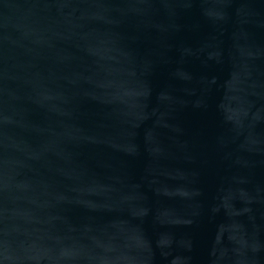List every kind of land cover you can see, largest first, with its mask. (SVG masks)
Instances as JSON below:
<instances>
[{
    "label": "water",
    "instance_id": "95a60500",
    "mask_svg": "<svg viewBox=\"0 0 264 264\" xmlns=\"http://www.w3.org/2000/svg\"><path fill=\"white\" fill-rule=\"evenodd\" d=\"M0 264H264V0H0Z\"/></svg>",
    "mask_w": 264,
    "mask_h": 264
}]
</instances>
